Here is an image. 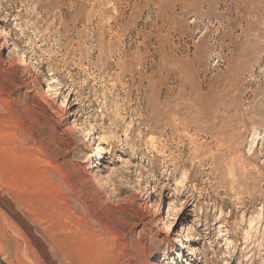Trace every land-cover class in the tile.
<instances>
[{"label": "rangeland", "instance_id": "374dc122", "mask_svg": "<svg viewBox=\"0 0 264 264\" xmlns=\"http://www.w3.org/2000/svg\"><path fill=\"white\" fill-rule=\"evenodd\" d=\"M103 249L264 264V0H0V264Z\"/></svg>", "mask_w": 264, "mask_h": 264}, {"label": "bare ground", "instance_id": "6f19581e", "mask_svg": "<svg viewBox=\"0 0 264 264\" xmlns=\"http://www.w3.org/2000/svg\"><path fill=\"white\" fill-rule=\"evenodd\" d=\"M11 48V47H10ZM24 62H23V64H22V66H27V64H28V61L27 60H23ZM49 92H51V90H49ZM101 142H103L104 143V140H101ZM98 150H99V158L101 159V158H103V155L105 154V149L103 148V146H101V145H99L98 146ZM91 168H94V166H92ZM80 235V234H79ZM84 235V234H83ZM82 236V235H81ZM73 240V239H72ZM76 244V243H75ZM183 249L184 250H187V249H189V247H187V246H185V245H183ZM100 254H101V257H100V259H101V264H111V254H110V252L109 251H106V250H101V252H100ZM183 262H184V260H183Z\"/></svg>", "mask_w": 264, "mask_h": 264}]
</instances>
